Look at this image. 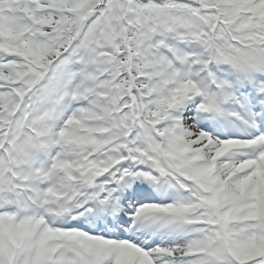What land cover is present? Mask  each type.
I'll return each instance as SVG.
<instances>
[{"label":"snow or ice","instance_id":"1","mask_svg":"<svg viewBox=\"0 0 264 264\" xmlns=\"http://www.w3.org/2000/svg\"><path fill=\"white\" fill-rule=\"evenodd\" d=\"M0 264H264V0H0Z\"/></svg>","mask_w":264,"mask_h":264}]
</instances>
